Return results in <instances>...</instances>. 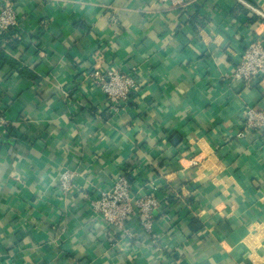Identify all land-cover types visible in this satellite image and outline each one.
<instances>
[{
	"label": "crops",
	"instance_id": "crops-1",
	"mask_svg": "<svg viewBox=\"0 0 264 264\" xmlns=\"http://www.w3.org/2000/svg\"><path fill=\"white\" fill-rule=\"evenodd\" d=\"M13 0L0 40V264H264V76L232 79L264 0ZM139 85L114 111L95 75ZM77 173L64 193L59 175ZM128 171L160 206L153 231L93 219L89 196Z\"/></svg>",
	"mask_w": 264,
	"mask_h": 264
},
{
	"label": "built area",
	"instance_id": "built-area-1",
	"mask_svg": "<svg viewBox=\"0 0 264 264\" xmlns=\"http://www.w3.org/2000/svg\"><path fill=\"white\" fill-rule=\"evenodd\" d=\"M167 7H182L185 0H157ZM264 16V13L258 11ZM19 25V17L13 0H0V40ZM264 76V39L253 37L237 59L232 79L243 87H252L257 80ZM95 83L99 85L107 97L112 109L118 111L127 103L133 93L139 90V85L132 73H125L118 68L103 70L95 75ZM11 119L7 111L0 107V132L8 133ZM264 133V110L247 107L243 122L240 124L238 137L247 134ZM128 171L115 174L106 187L99 188L95 196L88 197L90 212L93 219L104 226L112 227L124 234L131 235L128 221L137 217L141 228L151 233L155 219V211L160 202L153 194H140L134 190ZM77 173L72 169H64L59 175V188L64 193L75 189Z\"/></svg>",
	"mask_w": 264,
	"mask_h": 264
}]
</instances>
